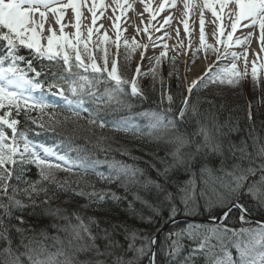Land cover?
I'll return each instance as SVG.
<instances>
[{
    "label": "snow or ice",
    "instance_id": "obj_1",
    "mask_svg": "<svg viewBox=\"0 0 264 264\" xmlns=\"http://www.w3.org/2000/svg\"><path fill=\"white\" fill-rule=\"evenodd\" d=\"M141 2L147 42L122 36L127 3L107 17L113 39L97 26L102 0L88 6L91 25L86 0H0V264H264V120L252 101L244 126L215 102L250 77L264 104V0H182L186 36L201 9L195 49L179 29L165 42L170 15L152 24L176 0ZM202 51L215 59L188 83L179 57Z\"/></svg>",
    "mask_w": 264,
    "mask_h": 264
},
{
    "label": "bare ground",
    "instance_id": "obj_2",
    "mask_svg": "<svg viewBox=\"0 0 264 264\" xmlns=\"http://www.w3.org/2000/svg\"><path fill=\"white\" fill-rule=\"evenodd\" d=\"M146 3L151 4V6L155 9L159 6L160 3L165 2V0H145ZM182 0H176V7L172 8V7H166L165 11L160 13L156 20L152 21L153 25L159 26L160 24H163L164 22V17L165 16H171L172 20H171V24L167 25L165 30L170 34V39H167L165 42L168 43L170 46L174 45L177 43V37H176V31L177 29H179V40L183 41L185 43V45H188V41L189 39L192 41V48L195 49L196 47L199 46V17L200 14H198V7L195 8L193 11H191L187 17L188 21H189V28H190V36H186L185 32H184V28H183V19H185L184 15H183V4H181ZM107 2H109V0H105L103 1V4L106 5ZM192 3L197 4V5H201L200 0H192ZM118 4L120 6L124 5L125 3L123 2V0H115V10H116V15L115 16H110L108 15L106 12H103V16L100 17V19H98L97 21V25L98 24H103L105 25V30L108 31V33H111V37L115 38V31L112 27V21H110L109 19H107V17H112V20H115L116 16L120 15V7H118ZM131 8L127 10L126 12V16H127V21H125L124 16H121V27L122 28H126L127 31L124 32L122 34V36H126L128 39H131L133 36L137 37L138 41L141 42H147V36L144 35L143 33V27L145 25H148V22L150 20V16L147 12H142V8L141 6L138 5V0H135V3L131 4ZM82 10L88 11L87 7H83ZM140 13H143V15L141 16ZM203 14H204V19H205V34H206V42H216V38L213 35L216 25L213 23V17L211 12H209L207 9L203 10ZM143 21V22H142ZM225 24V33H227L228 31H230V25L228 24V21L225 20L224 21ZM139 27L141 29L140 34L137 36L135 29ZM73 29V28H72ZM74 30V29H73ZM151 30V29H150ZM66 32H73L71 30H69V28H67ZM242 32H247V29H243L240 30L238 29V31L236 33H234V39L238 36L242 35ZM151 34L155 37V36H159L162 33H157L155 31H152ZM258 36V33H257ZM226 39V35L224 37ZM222 48V46H220ZM251 49H255L256 51H259V45H258V40L256 37L253 38V40L251 41ZM233 50L235 51H242V48H234ZM171 52V51H169ZM151 53H153V51L151 49H149L148 54L152 55ZM159 53V50H157L154 54ZM264 55V54H262ZM252 56L249 55V60H252ZM191 60H193V57L191 56ZM228 61H225L224 63H227ZM207 66L204 65L203 69ZM249 66L251 67V64H249ZM201 68V65L199 64H195L193 66H191V70H190V81L194 79V77H197L198 75H200V71L199 69ZM147 81H144V83ZM258 219V218H256ZM162 227H164V225H162ZM157 227L155 226H151L149 228V231H155Z\"/></svg>",
    "mask_w": 264,
    "mask_h": 264
},
{
    "label": "trees",
    "instance_id": "obj_3",
    "mask_svg": "<svg viewBox=\"0 0 264 264\" xmlns=\"http://www.w3.org/2000/svg\"><path fill=\"white\" fill-rule=\"evenodd\" d=\"M179 67L181 68V65H179ZM148 81L145 82V86L147 85ZM172 86H173V90H175V86L176 84L173 83L172 81ZM261 95V94H260ZM199 96L203 99L206 97V93L200 91L199 92ZM260 96H257L256 99L253 95H249V92H246L244 95L241 93L239 94L237 97L232 98V97H228V99L225 98H215V102L217 104L223 103L225 104L226 109L228 110H232V115L234 118L238 119L241 126H244L247 124V120H246V113H247V108H248V102L252 101L253 102V107H252V113H253V119L254 121H256L257 123H259V121L264 120L260 114H258L257 109L260 108V112L261 114L264 115V104H261L259 102V98ZM213 99V98H212ZM207 106V105H205ZM153 150L159 151V149H155L153 146ZM163 152H160V155H163ZM119 210H116V213H118ZM95 215L99 216L102 220H106V219H115L116 216H109L107 213L105 212H98L95 213ZM120 219H123V216H119ZM256 218L260 219L261 215L259 213L256 214ZM163 222H159L154 224L153 226L155 227H162Z\"/></svg>",
    "mask_w": 264,
    "mask_h": 264
},
{
    "label": "rangeland",
    "instance_id": "obj_4",
    "mask_svg": "<svg viewBox=\"0 0 264 264\" xmlns=\"http://www.w3.org/2000/svg\"><path fill=\"white\" fill-rule=\"evenodd\" d=\"M202 53H203V51L201 52V54L199 56L193 57V60H195V63H192L193 60H191V55H189L188 57H185V56L181 55L179 57V61H181L183 63L185 61H187L189 68H191V66H193L195 64L201 65V68L199 69V71H200V74H202V72L204 70L203 69L204 65L210 63L212 61V59H213V56H209V58L205 59L204 58V55ZM151 54L153 55L154 53H151ZM172 54H173L172 52H168V55L169 56H171ZM144 66L147 67V64L145 63ZM250 69H251V67L249 66V71H250ZM181 74L182 75L185 74L184 73V69H181ZM186 75H187V82L190 83L192 81V80L190 81V71H188ZM194 79H196V77H194ZM172 81H173L174 84L177 83V81H176L175 78H173ZM202 92H205L206 93V97L208 99H212L213 98V96L210 94V92H207V91H202ZM246 92H249V95H253L255 97V99H256L257 96H260V94H261L259 91H256V90H254V89L251 88V80H250V77H249V79H248L247 82L243 83L242 87H239V88H225L219 98H222L224 100H225V98L228 99V97L235 98V97H237L241 93L244 95ZM257 111H258V114H260V116L263 118L264 115L261 114L260 108L257 109ZM60 176H61V178H63L64 174L61 173Z\"/></svg>",
    "mask_w": 264,
    "mask_h": 264
}]
</instances>
